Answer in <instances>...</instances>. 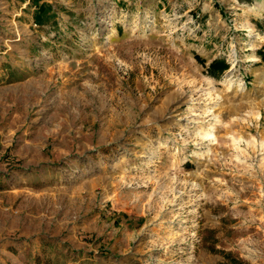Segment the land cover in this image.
<instances>
[{
  "label": "rangeland",
  "instance_id": "1",
  "mask_svg": "<svg viewBox=\"0 0 264 264\" xmlns=\"http://www.w3.org/2000/svg\"><path fill=\"white\" fill-rule=\"evenodd\" d=\"M262 53L264 0H0V264H264Z\"/></svg>",
  "mask_w": 264,
  "mask_h": 264
},
{
  "label": "trees",
  "instance_id": "2",
  "mask_svg": "<svg viewBox=\"0 0 264 264\" xmlns=\"http://www.w3.org/2000/svg\"><path fill=\"white\" fill-rule=\"evenodd\" d=\"M261 55L262 59L264 60V53H262ZM228 69L229 66L228 64H226L225 61L216 59L211 63L209 67V72L211 73V75L217 77L219 75H222Z\"/></svg>",
  "mask_w": 264,
  "mask_h": 264
}]
</instances>
